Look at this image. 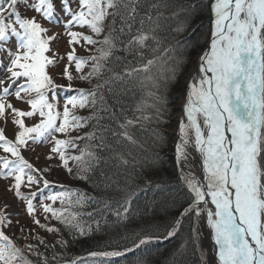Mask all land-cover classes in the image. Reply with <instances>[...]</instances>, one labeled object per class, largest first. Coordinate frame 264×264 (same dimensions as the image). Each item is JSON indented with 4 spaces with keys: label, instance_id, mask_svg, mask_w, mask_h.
Instances as JSON below:
<instances>
[{
    "label": "snow or ice",
    "instance_id": "snow-or-ice-1",
    "mask_svg": "<svg viewBox=\"0 0 264 264\" xmlns=\"http://www.w3.org/2000/svg\"><path fill=\"white\" fill-rule=\"evenodd\" d=\"M166 6L164 0H0V121H4L0 125V179L9 181L0 195L9 192L24 203L23 213L30 221L14 220L20 213L9 212V202L0 208V264H50L48 251L69 243L51 220L75 235L87 234L77 214L63 207L69 192L45 195L56 186L48 179L55 170L53 164L71 175L70 162L80 164L87 156L88 167L76 173V178L88 180L83 173L95 166L91 161L102 159L98 151L112 149L110 138L134 144L131 129L143 127L144 122L166 123L167 93L161 88L180 84L188 46L187 39H176L175 44L161 48L157 30L160 8ZM204 7L203 0H185L180 13H173L184 17L173 32L182 36L191 28L194 35L193 24ZM207 7L212 16L210 36L187 77L183 106L187 122L180 121L175 145L180 178L191 194L181 216L193 218V240L200 235L199 222L206 223L219 264H264V0H210ZM21 9L36 15L22 14ZM38 16L63 31L49 35L50 28ZM61 35H66L68 44L67 63L60 72L66 85L57 84L49 71L65 59L51 47ZM78 48L87 55H79ZM146 50L153 58L145 56ZM158 61L165 65L164 72L150 76ZM74 80L90 87L75 88ZM145 80L151 81V103L137 102L129 118L121 97L131 90L129 84L143 87ZM58 90L75 94L66 96L61 105ZM84 109L91 111L79 115ZM9 114L15 128L11 137L6 134ZM27 120L36 122L28 124ZM49 137L46 163L38 167L23 153L30 142L47 143ZM82 140L89 142L85 148H80ZM154 142L163 149L165 138L159 127L154 129ZM77 149L80 154L74 155ZM115 159L120 165L128 164L120 153H115ZM159 163L158 153L140 162L133 184L117 189L121 197L115 208L101 201L117 223L129 219L140 192L160 187L153 179ZM196 163L201 178L195 174ZM109 180L104 177L101 182ZM85 198L79 194L76 203L82 204ZM58 201L60 208L54 207ZM178 224L179 220L170 225L163 237L175 235ZM8 229L18 232L24 243L18 245L6 234ZM41 230L53 234L55 241L50 243ZM159 238L155 233L145 234L137 236L132 248L124 252L90 255L119 257ZM55 260L52 256L51 261Z\"/></svg>",
    "mask_w": 264,
    "mask_h": 264
},
{
    "label": "trees",
    "instance_id": "trees-1",
    "mask_svg": "<svg viewBox=\"0 0 264 264\" xmlns=\"http://www.w3.org/2000/svg\"><path fill=\"white\" fill-rule=\"evenodd\" d=\"M185 0H164L166 7H161L162 13L157 30V36L161 41V48L170 44H175L176 39L188 40L187 52L185 57V65L183 75L180 77V84L174 88L164 89L167 93V115L166 123L157 126L154 123L144 122L143 127L131 129L136 143H116L111 138L109 143L112 144L111 150L98 151L97 154L102 159L97 163L91 161L94 167L90 171L83 173L90 177L88 180L77 179L76 173H81L83 168H87L89 158L84 157L80 164L72 167L71 174L72 183L70 186L56 183V186L45 191L54 193L69 192L66 198V207L69 213H75L78 216L79 223L85 228L87 234L83 236L75 235L68 229L64 228L57 221L53 223L56 227L61 228L64 239L69 243L66 247H56L48 251L47 255L50 264H202L201 249L197 239L193 240L191 236V228L193 218L191 216H181L183 209L188 206L191 194L186 185L180 178L178 166L176 165L175 154H173L174 135L170 131L174 114L177 112L178 94L183 91V76L189 67L193 64L196 54L203 49L206 43L211 26L212 16L208 10L210 0H203L205 7L200 15H198L193 24L196 30L192 34L190 28L182 36H177L173 29L184 19L182 15L173 16V13H180L181 5ZM195 46V50L192 48ZM124 55V53H118ZM153 53L146 50L145 56L148 59L153 58ZM155 55H161L156 53ZM131 59V57H129ZM165 70V65L158 61L153 66L150 76L159 77ZM140 79H143L141 74ZM80 88L87 89L90 87L87 83H80ZM95 83V81H93ZM131 89L126 95L121 97V101L125 106V114L131 118L133 109L137 102L145 100L151 103L148 95L151 91V81L145 80L142 87L139 83L129 84ZM91 110L84 109L82 115H87ZM159 127L162 129L165 144L163 149L154 142V129ZM88 129H85L87 131ZM89 142L83 140L80 148H85ZM79 154V149L76 150ZM115 153H120L128 161L127 165H120L115 159ZM159 154L160 163L158 165V175L153 179L159 188L153 187L150 191L140 192L139 198L134 200L130 210L128 220L116 222V217L112 215L110 209L105 208L106 201L115 208V201L120 199L121 193L118 188H124L125 185H132L136 180V175L140 171V162L145 157H151ZM104 177L110 180L102 183ZM111 183L112 187L108 188L107 184ZM138 183V181H137ZM63 187H60V186ZM163 189V192H161ZM79 194L86 197L82 204H77L76 200ZM71 201L69 204L68 201ZM153 200L156 203H153ZM163 201L164 203H161ZM89 213H92L90 216ZM179 220L176 226L175 235L164 238L163 234L168 227ZM97 222L100 227L97 229ZM157 234L161 238L153 239L150 243L133 248L132 251L125 252L119 257H93V252H124L125 248H132L133 241L137 236L145 234ZM45 238L53 243L56 237L53 234H46ZM44 251L43 247L40 249ZM27 256V252H25ZM56 256L55 261H51V257ZM29 259L35 260L34 256H28Z\"/></svg>",
    "mask_w": 264,
    "mask_h": 264
},
{
    "label": "rangeland",
    "instance_id": "rangeland-1",
    "mask_svg": "<svg viewBox=\"0 0 264 264\" xmlns=\"http://www.w3.org/2000/svg\"><path fill=\"white\" fill-rule=\"evenodd\" d=\"M21 12L22 14H26V15H36L35 13L31 12V11H27L25 12L23 9H21ZM38 19L41 20V23L44 24L45 27H48L50 28V32H49V35L52 34V32H62L63 29L61 27H53L52 25L48 24L46 21H44L41 17H37ZM211 26H210V29L212 27V19H211ZM73 30H79V29H73ZM209 36H210V32H209ZM209 38V37H208ZM207 42H208V39L206 41V43L203 45V49L200 50L196 56H195V60L193 61V64L189 67V69L186 71V73L184 74L183 76V91L181 94H178V105H177V112L174 114V119H173V123L170 127V131L171 133H173L174 135V140L172 141V146H173V154H175V160H176V153H175V145L178 143V132H177V125L178 123H180V114L183 112V107H182V99L184 97V94L185 92L187 91L186 89V83H187V74L189 73L190 70L193 69V67L195 66L196 64V61H197V57L201 54V52H203V50H205V48L207 47ZM52 49L57 52L60 56L62 57H65V59L61 60L59 62V64L52 68L50 67L49 68V71L50 73L54 76L55 80H56V83L57 84H64L66 85L68 83V81L66 79H62L60 77V72L62 71L63 69V66L67 63V60H66V52L68 51V44H67V37L66 35H61V37L54 41L51 45ZM77 52L79 55H87V53H85L84 49L82 48H78L77 49ZM47 55L51 56L52 53H47ZM72 71L74 72V67L72 69ZM85 71H88V68H85ZM86 83L84 81H80V80H74L73 81V86L75 88H80V84L78 83ZM75 93H72V92H67V91H63V90H58L57 92V95L59 97V100H60V104L62 105L64 103V99L66 96H71V95H74ZM17 107H21V108H27V105L26 104H17ZM79 115H82L83 114V110H80L78 112ZM8 123H7V126H6V134L9 135L11 137V134L15 131V128L14 126L11 124V115L9 114L8 117ZM36 121L34 120H27L26 123L28 124H32V123H35ZM4 124V121H0V125H3ZM56 135H60V134H56ZM60 138H63V137H60ZM83 142L80 141L79 144L81 145ZM50 144H51V137H49V140L47 143H29V147L24 151V155L26 158H28L32 163L36 164L38 167L40 166H44L46 161H45V156L47 155L48 153V150H49V147H50ZM2 151V150H0ZM74 155H79L77 154L76 150L73 152ZM39 156L40 159L37 160L36 157ZM76 164V162L74 161H71L70 162V166L73 167L74 165ZM176 165L178 166V172L179 174L181 175V170H180V165L177 164L176 162ZM53 167H54V171L48 175V179L51 180V181H55V183H62L64 184L65 186H70V184L72 183V180H71V175L68 174L65 170L63 169H57L55 168V164H53ZM9 183V181L7 180H3V179H0V191L3 190L4 186ZM35 190V189H33ZM48 193H46L45 195H48V194H52L54 192H50L47 191ZM5 202H9L11 203V208L8 209L9 212H12V211H16L18 213H20V215L17 217V216H13V219H20L21 223H30V221L28 220L27 216L24 215L23 213V209H24V203L18 201V200H14L13 197H12V194L9 193V192H3L2 195H0V208H3L4 207V204ZM37 203H39V200H37ZM54 207L56 208H60L61 207V204L59 203V201L54 205ZM64 208L67 209L66 207V203L63 205ZM67 212H68V209H67ZM69 213V212H68ZM55 222V220H51V224L53 225V223ZM204 221H200L199 224L197 225V227L199 228V231H200V235L199 237H197V242L199 244V248L201 249V256H202V264H209V259L208 257H210V252H209V249H208V246H207V243H208V240L206 238V235L205 233L201 230V226ZM6 234H8L10 237H12L13 240H15L17 242V244H23L24 241H21L19 239V233L16 232L14 234V230L13 229H8L6 230ZM40 234L42 236H45L46 234H49V233H46L44 231H40Z\"/></svg>",
    "mask_w": 264,
    "mask_h": 264
},
{
    "label": "bare ground",
    "instance_id": "bare-ground-1",
    "mask_svg": "<svg viewBox=\"0 0 264 264\" xmlns=\"http://www.w3.org/2000/svg\"><path fill=\"white\" fill-rule=\"evenodd\" d=\"M204 51V50H203ZM202 53V52H201ZM196 66V64H195ZM195 66L193 67V69L195 68ZM193 69L189 71V73L187 74V77L190 73L193 72ZM187 79V78H186ZM187 90V89H186ZM187 92V91H186ZM186 92L184 94V97H183V101H182V107L184 106L185 102H186ZM183 111V110H182ZM184 120L185 122L186 121V117L184 116V112H182L180 114V120ZM178 127H179V123L176 127L177 129V132H178V142H179V131H178ZM198 155V154H197ZM185 171H187V169H185ZM194 171H195V174L198 178H201V168H200V164L199 163H196L195 166H194ZM209 207H214L212 205L209 204ZM202 226L200 227L201 230L205 233L206 235V238L208 240V243H207V246H208V249H209V252H210V257H208L209 259V264H219V260H218V257L216 256V252L218 251V249L214 246V242L210 239V236H209V232H210V229L207 227L206 223L203 222L201 223Z\"/></svg>",
    "mask_w": 264,
    "mask_h": 264
},
{
    "label": "water",
    "instance_id": "water-1",
    "mask_svg": "<svg viewBox=\"0 0 264 264\" xmlns=\"http://www.w3.org/2000/svg\"><path fill=\"white\" fill-rule=\"evenodd\" d=\"M207 46V45H206Z\"/></svg>",
    "mask_w": 264,
    "mask_h": 264
}]
</instances>
